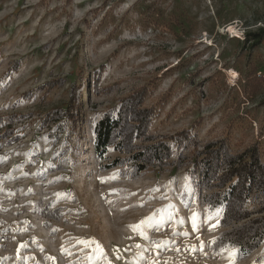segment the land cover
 Here are the masks:
<instances>
[{
  "label": "rangeland",
  "instance_id": "1",
  "mask_svg": "<svg viewBox=\"0 0 264 264\" xmlns=\"http://www.w3.org/2000/svg\"><path fill=\"white\" fill-rule=\"evenodd\" d=\"M263 25L264 0H0V264H264Z\"/></svg>",
  "mask_w": 264,
  "mask_h": 264
},
{
  "label": "trees",
  "instance_id": "2",
  "mask_svg": "<svg viewBox=\"0 0 264 264\" xmlns=\"http://www.w3.org/2000/svg\"><path fill=\"white\" fill-rule=\"evenodd\" d=\"M263 40H264V25L255 31L254 30L246 31L245 37L243 39L244 43L245 44L247 43L250 47L259 46L263 42ZM250 68L251 70H249L246 74L247 81L243 85V90L248 96L254 97V96H257L264 87V76L258 75V69L256 68V66L253 65ZM105 71H106L105 65H103L102 67H99L98 69H95L93 71V74L91 75V79L94 80L95 83H98L101 80V76L105 73ZM85 77L86 76H83L82 78H85ZM87 80H89V78ZM141 90H143V88L138 89V92H140ZM147 95H149V93H147L146 91L142 92V96H144L143 99L147 97ZM162 100L165 101L166 97L164 96ZM133 102L134 100L132 101V103ZM77 108L78 106L75 105L73 102L71 107L68 108L67 115H66L67 119L74 122V124H76V120L78 119V115H79V113L76 112ZM162 109H163V105L158 109L154 108V111L162 110ZM156 114H159V111L156 112ZM119 121H120V117H113L110 115H104L103 117L101 116L100 121H99L100 126L97 129L98 130L97 150H100L101 148H104V146L107 145L109 137H110V132L113 129L117 128ZM187 133H185L187 135L183 133L176 137L174 136L172 138H176L175 140L177 141L178 146H179V144H181L185 138L191 137L192 139H194V136H196L195 131L193 130L190 132L187 131ZM260 134L262 135L263 131ZM165 140L166 139L163 138L161 141H158L161 150L168 149V145L165 142ZM239 158L240 159L238 162L240 163L234 169L235 172L233 173V175L241 178L240 182H242V184L244 185V188L247 187V190H246L247 195H251L252 188L254 186L256 178H258L259 176L258 172L259 170H262L263 168L260 143L255 142L254 144L249 145L248 147L243 149ZM207 160L208 162L212 161L211 156L208 157ZM236 188L237 187L234 185L231 191L236 190ZM263 190H264V185H263Z\"/></svg>",
  "mask_w": 264,
  "mask_h": 264
},
{
  "label": "snow or ice",
  "instance_id": "3",
  "mask_svg": "<svg viewBox=\"0 0 264 264\" xmlns=\"http://www.w3.org/2000/svg\"><path fill=\"white\" fill-rule=\"evenodd\" d=\"M193 224H194V226H195V216H193Z\"/></svg>",
  "mask_w": 264,
  "mask_h": 264
}]
</instances>
